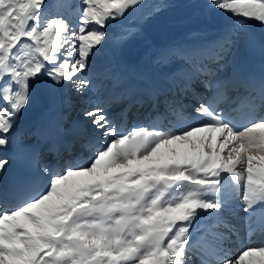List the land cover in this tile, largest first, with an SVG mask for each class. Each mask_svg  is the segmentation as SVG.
Returning <instances> with one entry per match:
<instances>
[{
    "label": "bare ground",
    "instance_id": "6f19581e",
    "mask_svg": "<svg viewBox=\"0 0 264 264\" xmlns=\"http://www.w3.org/2000/svg\"><path fill=\"white\" fill-rule=\"evenodd\" d=\"M91 3L49 0L41 12L64 13L65 22L53 32L47 57L37 43L23 39L8 52V63L0 64V83L8 79L0 89L5 111L0 116V194L11 178L3 154L40 128L52 141L68 136L100 149L86 171L62 173V182L47 197L0 218V264H264V249L245 250L237 235L242 210L254 203L264 182V130L244 135L247 142L222 129L178 139L132 132L117 140L109 128L110 110L99 106L94 114L77 115L72 108L74 97L90 107L126 96L133 80L165 92L170 86L190 92L202 85L199 68L207 59L220 75L234 73L252 59L254 41L264 55V0L215 1L207 28L190 27L193 40L170 45L160 39L157 48L145 30L132 34L114 28L110 10L96 15ZM91 20L107 36L86 33ZM105 53L106 58H98ZM127 61L136 66L135 76H125L122 63ZM218 164L237 166L235 185L200 193L206 184L199 174L207 176ZM226 198L234 211L218 205ZM19 226L22 232L12 237Z\"/></svg>",
    "mask_w": 264,
    "mask_h": 264
},
{
    "label": "rangeland",
    "instance_id": "374dc122",
    "mask_svg": "<svg viewBox=\"0 0 264 264\" xmlns=\"http://www.w3.org/2000/svg\"><path fill=\"white\" fill-rule=\"evenodd\" d=\"M90 1L93 2L91 4H94L92 5L94 11H98L96 15L98 14L101 16L104 13V9L106 12L108 9L110 10L108 14L110 16L109 22L113 24L114 28L132 34L136 32L140 33L142 30H145L144 35L149 34L152 40L153 38L160 37L161 40L164 39L167 43L169 42L168 44L172 45V43L174 44L186 38L192 32L190 27L194 24H196L198 28L205 30L210 23V16L208 13L211 9L210 7H212L215 1L219 0H194L191 2H188V0H120L119 3L118 0H106L103 3H97L95 0ZM53 2L55 1H52V3ZM48 3L49 0H0V64L8 63L7 57L9 55L7 54H12L15 46L24 37L38 43L39 53L47 57L49 48L52 45V43L50 44L51 36L53 32L57 30L58 23L65 21L63 16L64 13L59 12L58 14H62L61 16L50 14L49 12L42 14L41 10L46 9ZM179 11L185 14V20L182 22L183 24H172V15ZM194 13L197 14L196 18ZM111 17L115 18L113 19ZM38 21L42 24H39ZM217 21L218 24H220V19ZM129 25L133 27L129 28ZM95 26L93 20L89 21V24L85 26L87 29L86 33L90 34L96 31L99 34L107 36L106 32L103 30L99 31ZM80 28L81 26L76 29L79 30ZM114 28L111 27L110 30L114 31ZM66 29H69V27ZM64 37L66 38V36ZM129 38L133 37L130 36ZM52 42H54V40ZM113 43L114 42L107 44L110 49ZM2 55L5 58H2ZM105 57L106 55L104 54L98 56L99 59H104ZM38 59L42 60L43 58L38 57ZM47 65H51V63L48 62ZM57 66H59V64ZM127 71L129 73L131 72L130 75L135 73L134 69L131 67L129 68V66L127 67ZM25 79L27 80V78ZM39 79L40 77L36 76V80ZM32 87L31 85H26L28 90ZM73 100L75 107H72L73 110L77 109L78 111L88 114L97 112V106L89 107L81 105L80 107L78 106L80 100L75 97ZM77 110L74 111L79 115L80 113L77 112ZM0 218H2V216H0ZM135 241H137V239H135Z\"/></svg>",
    "mask_w": 264,
    "mask_h": 264
},
{
    "label": "water",
    "instance_id": "95a60500",
    "mask_svg": "<svg viewBox=\"0 0 264 264\" xmlns=\"http://www.w3.org/2000/svg\"><path fill=\"white\" fill-rule=\"evenodd\" d=\"M181 16L180 15H177L174 17L175 20L179 19Z\"/></svg>",
    "mask_w": 264,
    "mask_h": 264
}]
</instances>
